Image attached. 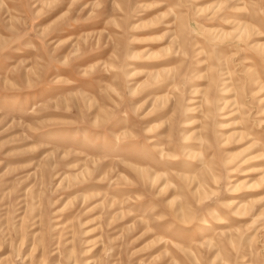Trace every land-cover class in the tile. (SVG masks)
<instances>
[{"label":"rangeland","instance_id":"374dc122","mask_svg":"<svg viewBox=\"0 0 264 264\" xmlns=\"http://www.w3.org/2000/svg\"><path fill=\"white\" fill-rule=\"evenodd\" d=\"M0 264H264V0H0Z\"/></svg>","mask_w":264,"mask_h":264}]
</instances>
